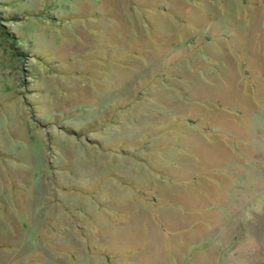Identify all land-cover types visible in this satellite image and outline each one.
<instances>
[{
    "label": "rangeland",
    "instance_id": "obj_1",
    "mask_svg": "<svg viewBox=\"0 0 264 264\" xmlns=\"http://www.w3.org/2000/svg\"><path fill=\"white\" fill-rule=\"evenodd\" d=\"M0 264H264V0H0Z\"/></svg>",
    "mask_w": 264,
    "mask_h": 264
}]
</instances>
